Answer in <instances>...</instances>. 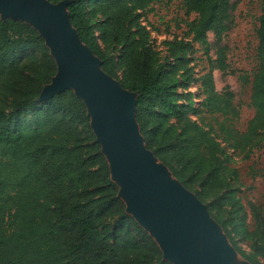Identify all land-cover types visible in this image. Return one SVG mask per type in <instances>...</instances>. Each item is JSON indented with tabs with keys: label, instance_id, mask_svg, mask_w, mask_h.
<instances>
[{
	"label": "trees",
	"instance_id": "1",
	"mask_svg": "<svg viewBox=\"0 0 264 264\" xmlns=\"http://www.w3.org/2000/svg\"><path fill=\"white\" fill-rule=\"evenodd\" d=\"M164 1L174 0H70L68 10L103 69L138 93L137 121L147 147L208 204L237 251L252 264H264V213L250 203L251 228L219 140L236 150L264 148V0L252 81L256 114L242 133L227 122L238 113L236 94L229 85L218 91L213 74L232 72L222 42L237 2L183 0L195 18L183 37L157 44L156 28L145 15ZM196 44L206 49L211 65L202 76L196 72ZM57 71L33 25L0 16V264H174L127 212L84 101L72 89L40 98ZM197 83L205 94L199 101L191 89ZM207 114L218 129L205 122ZM227 204L232 229L249 242L253 255L218 217Z\"/></svg>",
	"mask_w": 264,
	"mask_h": 264
},
{
	"label": "water",
	"instance_id": "2",
	"mask_svg": "<svg viewBox=\"0 0 264 264\" xmlns=\"http://www.w3.org/2000/svg\"><path fill=\"white\" fill-rule=\"evenodd\" d=\"M69 5L70 0H0L1 18L33 25L56 60L58 71L40 98L72 89L84 101L127 212L157 241L165 260L233 264L234 255L208 207L147 147L137 121L138 93L125 89L103 69L102 60L74 27ZM147 218L157 223V229ZM161 233H166L163 243Z\"/></svg>",
	"mask_w": 264,
	"mask_h": 264
},
{
	"label": "rangeland",
	"instance_id": "3",
	"mask_svg": "<svg viewBox=\"0 0 264 264\" xmlns=\"http://www.w3.org/2000/svg\"><path fill=\"white\" fill-rule=\"evenodd\" d=\"M237 2L236 10L233 15V24L226 33L223 44L228 46V62L230 63L231 73L222 74L219 70H214V80L218 91H222L227 85L235 92V104L238 106V113L227 116L218 115L217 118L223 120L227 118L228 125L232 126L239 133L245 132L250 121L256 114V108L252 101V81L258 68L259 60L257 56L258 37L257 30L260 25L262 0H234ZM195 14L188 15L183 0L164 1L155 3L152 10L146 13V23L151 24L153 36L157 44L164 39H171L174 36L183 37L187 30V22L195 18ZM210 41L214 43L215 37L209 35ZM197 51L194 53L196 58L197 76L208 73L211 69L206 49L196 44ZM210 54L213 58L215 48L211 49ZM191 89L197 94L198 101L205 97L204 88L201 83L192 85ZM201 122L200 117H193ZM205 122L218 129L216 118L210 114L205 116ZM219 134V132H218ZM219 136V135H218ZM219 140L229 156V178H232L234 187L237 188V196L241 199L248 213L247 222L251 228L255 225V219L251 211L250 203H254L261 212L264 213V148L260 145L250 146L246 150L229 148L224 143L221 136ZM264 143V141H263ZM199 202L208 207L211 217L218 223L220 232L233 255L242 264H252L245 259L231 242L225 228L213 217L207 203L203 202L192 190ZM232 206L227 204L223 212H217L220 220L231 231L237 245L249 255H253L250 244L244 240L242 235L236 233L232 228L231 214L228 211ZM216 212V208L213 209ZM238 262V264H241Z\"/></svg>",
	"mask_w": 264,
	"mask_h": 264
},
{
	"label": "bare ground",
	"instance_id": "4",
	"mask_svg": "<svg viewBox=\"0 0 264 264\" xmlns=\"http://www.w3.org/2000/svg\"><path fill=\"white\" fill-rule=\"evenodd\" d=\"M125 199L128 201V197L127 196H125ZM147 220L149 221V223L151 224L150 226H152L154 229H157V227H158V225H157V223L156 222H152V221H150V220H152V219H148L147 218ZM159 240L161 241V243H163L164 242V240L166 239V233H161V234H159ZM233 258V264H238V259L237 258H235L234 256H232ZM178 260H179V258H177Z\"/></svg>",
	"mask_w": 264,
	"mask_h": 264
}]
</instances>
